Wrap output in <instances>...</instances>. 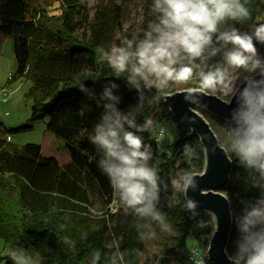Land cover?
Returning <instances> with one entry per match:
<instances>
[{
	"label": "trees",
	"instance_id": "1",
	"mask_svg": "<svg viewBox=\"0 0 264 264\" xmlns=\"http://www.w3.org/2000/svg\"><path fill=\"white\" fill-rule=\"evenodd\" d=\"M51 1L59 7L56 16L48 14L49 3L44 0L42 3L0 0V41L10 37L13 42L16 69L8 78L24 76L32 81L30 92L34 100L30 119L48 116L46 129L64 141L69 160L60 165L53 157L42 155L40 145L11 146L0 136V238L20 248L32 249L39 255L40 264H140L144 240L152 236L160 252L154 264H184L185 244L192 240L206 246L212 220L198 208H187L183 193L172 186V179L179 177L178 174L199 171L203 165L198 138L173 118L162 99L163 93L178 89V84L162 91L155 87L149 91L142 80H138L139 88L129 83L130 70L117 73L102 58L113 24L106 7L96 9L89 19L87 12H83L82 19L87 20V25L78 36L76 31L81 22L77 16L80 8H84L82 0ZM249 11L251 16L242 23L224 29L219 26L220 31L235 27L241 33H251L255 26L264 24V0L257 9ZM254 42L263 70L264 47L255 38ZM217 46L214 35L213 45L204 53L207 59L195 61L200 65L194 69L197 79L201 70L207 72L215 66H225L223 52L232 46L229 44L211 55L212 48ZM196 78L184 87L194 86ZM113 83L116 88L111 87ZM106 88L119 99L103 97ZM108 103L129 119L135 118L138 125L150 118L154 123L169 121L176 126V138L167 146L154 141L153 127L150 132L138 133L151 146L153 156L148 164L157 169L159 176V201L154 203L156 210L164 215L169 230L151 217H140L134 210L126 214L123 207L116 213L107 210L108 217H95L89 211L91 192L95 191L106 203L113 199L109 178L99 167L102 151L98 152L89 139ZM197 109L212 128L213 118L224 126L226 133L236 127L234 118L224 120L205 109ZM171 154L180 157L178 164L170 163ZM231 160L223 191L232 212L227 252L233 257L243 235L240 228L243 217L252 207H264L259 205V200L264 198V184L257 183L259 173L241 166L234 153ZM97 252L99 259L95 256ZM169 256L175 258L173 263ZM0 264H13V260L8 254L0 255ZM206 264L210 263L206 260Z\"/></svg>",
	"mask_w": 264,
	"mask_h": 264
},
{
	"label": "clouds",
	"instance_id": "2",
	"mask_svg": "<svg viewBox=\"0 0 264 264\" xmlns=\"http://www.w3.org/2000/svg\"><path fill=\"white\" fill-rule=\"evenodd\" d=\"M151 10L158 15L156 20L149 22L147 30L141 29L143 38L139 39V35L134 39L123 38L121 44H114L105 56L115 72L123 74L130 70L128 82L137 88L140 87L138 80H142L149 91L153 87L162 91L171 84H188L196 78L194 69L200 68L195 63L197 58L202 62L207 59L204 53L213 45L214 35L218 46L212 48L211 55L229 44L232 48L223 52L224 67L199 71L195 85L183 89L187 93L186 99L192 103H199L193 95L196 93L215 96L219 92L221 99L235 94L238 77L230 74L229 69L252 71L260 63L255 59L254 38L264 43V24L255 26L251 33H241L235 27L224 31L219 28L226 20L242 23L251 16L249 8L240 0H154ZM79 85L83 88L82 83ZM111 87L117 85L113 83ZM103 97L119 99L112 95L110 88L105 89ZM143 99L141 94V101ZM236 99L238 108L233 114L236 127L228 133L227 145L221 147L217 142L216 147H220L230 161L234 153L241 166L255 170L264 179V88H253L245 82ZM223 102L230 103V100L223 99ZM104 107L107 111L89 139L98 152L102 151L99 167L108 176L113 190L109 211L116 213L123 207L127 214L131 209L140 217L159 221L165 230H169L164 215L156 210L154 203L159 201V176L157 169L148 164L153 156L151 146L138 135L152 131L153 121L148 118L143 125H138L135 118L122 115L112 104ZM178 175L179 179H172L174 190L186 195L189 187H197L194 177L200 173L191 171ZM195 205L196 202L189 199L186 206L194 209ZM259 205H264V198L259 200ZM240 228L243 235L238 252L230 259H235L237 264H264V207L256 206L247 211ZM8 255L14 264H32L31 257L15 251ZM95 256L99 259L98 252Z\"/></svg>",
	"mask_w": 264,
	"mask_h": 264
},
{
	"label": "rangeland",
	"instance_id": "3",
	"mask_svg": "<svg viewBox=\"0 0 264 264\" xmlns=\"http://www.w3.org/2000/svg\"><path fill=\"white\" fill-rule=\"evenodd\" d=\"M42 1L43 0H37L38 3H42ZM44 2L49 3L46 5L49 15H58L59 7L56 2H52L51 0H44ZM44 2L43 4H45ZM240 2L241 4H245L249 9H257L259 5V2L256 4L251 0H247V3H245V0H240ZM153 3L154 0H82L84 8H80L78 12L79 15L77 19H79L81 23L76 34L81 36L82 30L86 29L87 20L82 19L84 11L87 12V18L89 19L93 17L96 9L105 6L107 17L113 22L109 39L102 49V58L106 60L105 56L110 52L111 47L114 44L120 45L123 38L134 39L137 35H139V39L143 38L144 33L141 29L147 30L149 22L156 20L158 15V13H154L151 10ZM262 20L264 22V14L262 15ZM238 23L241 22L226 20L219 26L224 29L227 25H235ZM255 59L261 60L258 50ZM15 69L16 59L14 56L12 39L10 37H3L0 41V90L2 88H9L11 94L7 102L0 103V136L5 137L11 146H20L24 143L40 145L42 155L51 156L58 164L63 165L69 160L64 141L55 137L51 131L46 129V123L49 119L48 116H44L40 119H30L31 105L34 100L33 93L31 94L30 92L32 89V81L24 76H18L16 79H9V75L13 74ZM257 71H260L259 65L252 71L238 69L233 72V70L229 69L230 74L238 77L235 81V86H237L244 77L251 76ZM190 82L188 84H178L179 89L185 88V85L190 86ZM217 94L221 96L219 92ZM227 98L228 97H224L223 99ZM212 122L213 128L216 131L215 133L220 137L223 143L227 145L228 133H226L224 126L215 118L212 119ZM159 127L164 128L165 135L158 143L162 146H167L176 138V126L169 121L161 123L153 122V137ZM168 148L170 149L169 146ZM169 160L171 164L176 165L180 162V157L171 154ZM175 178L179 179L178 176ZM257 183L264 184V179L260 178V175ZM89 200L88 208L92 215L95 217L107 216L105 212L109 210V204L111 202L106 203L95 191L91 192ZM151 229L152 228H150V230ZM192 242L193 241L190 240V243L187 242L185 244L183 254H185L190 246L189 244ZM199 246L202 248L205 247L202 245ZM10 251H15L18 254L31 257L32 264H40L39 255L32 249L20 248L0 238V255H7ZM159 255L160 252L157 248L156 238L147 236L144 240V247L139 263L154 264ZM169 260L173 263L175 258L169 256ZM183 263L188 264L185 260Z\"/></svg>",
	"mask_w": 264,
	"mask_h": 264
},
{
	"label": "water",
	"instance_id": "4",
	"mask_svg": "<svg viewBox=\"0 0 264 264\" xmlns=\"http://www.w3.org/2000/svg\"><path fill=\"white\" fill-rule=\"evenodd\" d=\"M262 46L264 47V43ZM253 81L261 83L255 84ZM245 82L253 88H263L264 69L244 77L237 84L235 94L227 98L230 103H224L218 94L213 96L202 93L193 94L199 103H192L186 99L187 93L183 90L185 88L162 94L163 102L173 118L187 126L202 146L203 165L199 171H195L200 175L194 177L197 187L195 189L189 187L183 197L186 203L189 199L194 200L195 208L208 214L212 220V231L205 248L206 259L210 264H237L235 259H230L231 256L227 252L232 212L229 199L223 191L229 179L232 160H229L228 155L220 147H216L217 142L221 147L224 146L207 118L197 108L205 109L224 120H232L234 111L238 108L236 96L245 86Z\"/></svg>",
	"mask_w": 264,
	"mask_h": 264
},
{
	"label": "built area",
	"instance_id": "5",
	"mask_svg": "<svg viewBox=\"0 0 264 264\" xmlns=\"http://www.w3.org/2000/svg\"><path fill=\"white\" fill-rule=\"evenodd\" d=\"M260 1L262 0H255L252 2L257 4L258 2L260 3ZM10 94H11V91L9 88H2L0 90V103L7 102L10 97ZM161 131H163L162 137H161ZM154 135L155 136L153 137V139L155 142L158 143L159 140H161L165 135L164 128L163 127L157 128ZM204 248L200 247L196 243H191L188 250L185 253V261L188 264H206V255H205Z\"/></svg>",
	"mask_w": 264,
	"mask_h": 264
},
{
	"label": "crops",
	"instance_id": "6",
	"mask_svg": "<svg viewBox=\"0 0 264 264\" xmlns=\"http://www.w3.org/2000/svg\"><path fill=\"white\" fill-rule=\"evenodd\" d=\"M188 243H190V240L188 241ZM206 247V246H205ZM207 260V259H206Z\"/></svg>",
	"mask_w": 264,
	"mask_h": 264
}]
</instances>
